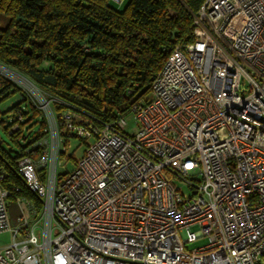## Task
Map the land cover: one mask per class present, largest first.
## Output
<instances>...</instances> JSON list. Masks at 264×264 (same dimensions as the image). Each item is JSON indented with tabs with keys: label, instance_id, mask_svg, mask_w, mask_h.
Returning <instances> with one entry per match:
<instances>
[{
	"label": "built area",
	"instance_id": "2783aa9c",
	"mask_svg": "<svg viewBox=\"0 0 264 264\" xmlns=\"http://www.w3.org/2000/svg\"><path fill=\"white\" fill-rule=\"evenodd\" d=\"M0 67L46 120L39 157L17 161L41 208L0 169V264H264V0L202 2L190 41L131 107L133 135L125 114L98 123L69 109L60 129L43 102L56 99ZM66 134L93 141L61 175Z\"/></svg>",
	"mask_w": 264,
	"mask_h": 264
},
{
	"label": "trees",
	"instance_id": "16d2710c",
	"mask_svg": "<svg viewBox=\"0 0 264 264\" xmlns=\"http://www.w3.org/2000/svg\"><path fill=\"white\" fill-rule=\"evenodd\" d=\"M203 1L0 0V64L56 99L60 129L66 109L79 121H115L148 95L173 48L190 41L192 17ZM46 61L50 65L40 67ZM12 92L20 101L10 108L4 128L20 149L5 150L0 141V169L7 174L5 183L20 188L18 194L39 210L42 200L19 176L17 161L26 150L39 157L41 147L34 144L45 135L46 120L18 85L0 75V100ZM14 124L18 129L9 133ZM34 125H39L35 131Z\"/></svg>",
	"mask_w": 264,
	"mask_h": 264
},
{
	"label": "rangeland",
	"instance_id": "374dc122",
	"mask_svg": "<svg viewBox=\"0 0 264 264\" xmlns=\"http://www.w3.org/2000/svg\"><path fill=\"white\" fill-rule=\"evenodd\" d=\"M118 8H123L124 4H118L116 3ZM6 23L5 19L3 17H1V25L4 26ZM50 65V62L46 61L44 62L40 67H48ZM8 69V68H7ZM11 71H14L12 69H9ZM16 72V71H14ZM0 73L3 75H7V72L5 70H3L0 67ZM20 101V95L17 92H12L10 93L8 96H6L5 98L0 100V119H4L5 123L2 124L0 123V141H1V147L5 150H8L9 148L14 149L16 151H18L20 149L19 145L16 144V142L7 134V132L5 131V126L7 124V117L9 115V111L10 108L15 105L17 102ZM44 103H48L50 104V106H53V100H48V98H45V100L43 101ZM73 115L75 117L76 120H81V117L77 114L73 112ZM125 119V124H124V131L129 134V135H133L135 134V132L137 131V126L135 124V120L133 117L132 113H127L124 116ZM39 127V125H34L33 126V131L37 130V128ZM33 137V134L31 133L29 136V139H31ZM93 141V139H87L86 141H82L81 139L77 138V137H70L67 139L65 145H66V153L61 155V160H60V164L58 165L57 171L59 174H65L66 172L70 171L73 167V163L75 160L79 159L87 144L91 143ZM23 142V140H21V143ZM182 187V191L183 193L187 194L188 190L187 187L185 185H183L182 183H179ZM17 208V207H16ZM16 208H15V204L13 203L12 200H10V204H9V214L11 216V214L16 212ZM18 210V208H17ZM18 212V211H17ZM16 212V213H17ZM10 240V235L9 233H0V246L6 244L8 241ZM205 243V238H200L197 239L194 242H190L187 243L185 245V247L187 249H193L195 247H198L202 244Z\"/></svg>",
	"mask_w": 264,
	"mask_h": 264
},
{
	"label": "crops",
	"instance_id": "0c3cea01",
	"mask_svg": "<svg viewBox=\"0 0 264 264\" xmlns=\"http://www.w3.org/2000/svg\"><path fill=\"white\" fill-rule=\"evenodd\" d=\"M15 208H16V205H15ZM17 211H18V210H17V208H16V212H17ZM16 212H15V213H13V214H11V216H10V217H11V221H13V218H14V217H15V215L17 214Z\"/></svg>",
	"mask_w": 264,
	"mask_h": 264
},
{
	"label": "water",
	"instance_id": "95a60500",
	"mask_svg": "<svg viewBox=\"0 0 264 264\" xmlns=\"http://www.w3.org/2000/svg\"><path fill=\"white\" fill-rule=\"evenodd\" d=\"M28 187H29V185L28 184H26Z\"/></svg>",
	"mask_w": 264,
	"mask_h": 264
}]
</instances>
